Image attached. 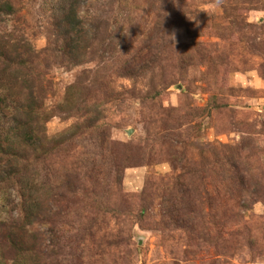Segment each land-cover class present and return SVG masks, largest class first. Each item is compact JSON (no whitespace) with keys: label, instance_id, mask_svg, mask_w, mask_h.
<instances>
[{"label":"rangeland","instance_id":"374dc122","mask_svg":"<svg viewBox=\"0 0 264 264\" xmlns=\"http://www.w3.org/2000/svg\"><path fill=\"white\" fill-rule=\"evenodd\" d=\"M0 106V264H264V0H0Z\"/></svg>","mask_w":264,"mask_h":264},{"label":"trees","instance_id":"16d2710c","mask_svg":"<svg viewBox=\"0 0 264 264\" xmlns=\"http://www.w3.org/2000/svg\"><path fill=\"white\" fill-rule=\"evenodd\" d=\"M6 10V11H10L11 8L8 6V5H5L3 6V11ZM1 107V106H0ZM41 141H38L37 138L35 137H30V136H27L26 137V141H25V146L27 147H31L33 149V151H40L39 154L41 155L42 154V157L45 155H47V153H44L42 152V150L39 148V145H41Z\"/></svg>","mask_w":264,"mask_h":264}]
</instances>
